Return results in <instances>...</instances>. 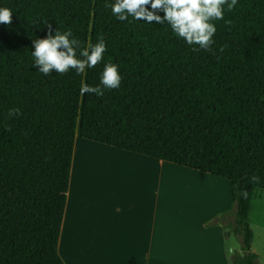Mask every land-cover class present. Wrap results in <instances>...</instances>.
<instances>
[{"label": "trees", "instance_id": "1", "mask_svg": "<svg viewBox=\"0 0 264 264\" xmlns=\"http://www.w3.org/2000/svg\"><path fill=\"white\" fill-rule=\"evenodd\" d=\"M107 3L0 0L13 11L0 24V264H64L76 137L227 181L240 248L231 263L259 264L249 208L252 190H264V0H238L213 21L214 44L198 51L167 24L119 21ZM49 25L84 45L103 36V61L84 75L39 73L32 40ZM109 60L120 88L81 95Z\"/></svg>", "mask_w": 264, "mask_h": 264}, {"label": "crops", "instance_id": "2", "mask_svg": "<svg viewBox=\"0 0 264 264\" xmlns=\"http://www.w3.org/2000/svg\"><path fill=\"white\" fill-rule=\"evenodd\" d=\"M90 146L132 166L125 175H118L115 167L104 182L87 180L74 145L58 240L64 264H232L234 234L217 221L233 208L227 181L91 142L80 152ZM159 167L182 177L178 181L187 188L171 193L182 207L160 205V190L168 186ZM262 200L264 190L254 188L249 225L259 264H264V210L256 213L253 205Z\"/></svg>", "mask_w": 264, "mask_h": 264}, {"label": "clouds", "instance_id": "3", "mask_svg": "<svg viewBox=\"0 0 264 264\" xmlns=\"http://www.w3.org/2000/svg\"><path fill=\"white\" fill-rule=\"evenodd\" d=\"M238 0H108L107 6L113 16L121 22L132 20L148 24H167L172 33L182 39L193 51L207 50L214 44L217 28L213 21L224 19L225 11L231 12ZM162 13V15H161ZM13 11L0 7V24L10 25ZM131 18V20L129 19ZM43 38L32 40L30 54L33 66L44 76L50 73L65 74L74 71L84 75L103 61L106 43L98 36L95 43L87 45L75 38L73 31L52 30ZM122 76L117 64L111 60L103 63L99 83L95 86L83 83L80 94L104 95L105 90L118 89ZM9 116L19 115V109H10Z\"/></svg>", "mask_w": 264, "mask_h": 264}, {"label": "rangeland", "instance_id": "4", "mask_svg": "<svg viewBox=\"0 0 264 264\" xmlns=\"http://www.w3.org/2000/svg\"><path fill=\"white\" fill-rule=\"evenodd\" d=\"M85 143L88 142L76 137L74 144L76 147V151L74 153V157L75 160H78L85 167V171L82 173V175L87 180L104 182L108 180L109 175H112L115 167H117L118 175H125L129 172V169L127 167L132 166L131 162L128 160H124L121 157L112 155L110 151L90 146L88 149H85L84 152L81 153L80 147L82 149ZM159 173L160 175L165 176L164 179L167 181V186L169 187L160 190L162 195L160 205H164L168 208L179 206L182 207L180 202L175 199L177 195L174 196L171 194L176 193V191H183L185 188H187L185 183H182V181H178L182 180V177L174 171H166L164 169H159ZM207 182L210 183L209 180ZM203 185L207 186V184L205 183H203ZM261 210H264V200H262L259 204L254 203L253 205L254 212L259 213L261 212ZM223 213L224 212H222V214ZM228 213L229 214L227 215L226 220L222 222V226L225 232H227L228 234H232L231 225L233 226L235 222L234 207L232 208V211ZM230 238H233L232 241L234 242V244H236V246L233 248L234 251L240 252L238 238L236 240L234 235Z\"/></svg>", "mask_w": 264, "mask_h": 264}]
</instances>
